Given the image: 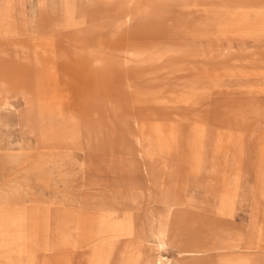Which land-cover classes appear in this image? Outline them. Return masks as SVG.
Wrapping results in <instances>:
<instances>
[{"label":"rangeland","instance_id":"1","mask_svg":"<svg viewBox=\"0 0 264 264\" xmlns=\"http://www.w3.org/2000/svg\"><path fill=\"white\" fill-rule=\"evenodd\" d=\"M158 262L264 264V0H0V264Z\"/></svg>","mask_w":264,"mask_h":264},{"label":"bare ground","instance_id":"2","mask_svg":"<svg viewBox=\"0 0 264 264\" xmlns=\"http://www.w3.org/2000/svg\"><path fill=\"white\" fill-rule=\"evenodd\" d=\"M22 27V26H21ZM23 32V31H22ZM22 34V33H21ZM63 96V95H62ZM135 138V137H134ZM156 264H163L162 262H158V263H156Z\"/></svg>","mask_w":264,"mask_h":264}]
</instances>
